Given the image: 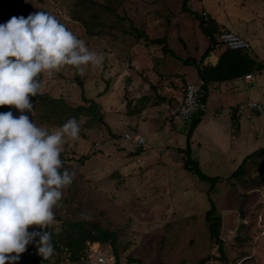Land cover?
Here are the masks:
<instances>
[{"label":"rangeland","instance_id":"rangeland-1","mask_svg":"<svg viewBox=\"0 0 264 264\" xmlns=\"http://www.w3.org/2000/svg\"><path fill=\"white\" fill-rule=\"evenodd\" d=\"M79 1L0 0V24L13 16L26 18L43 11L83 40L89 51L103 56L99 66H81L83 72L64 65L51 76L42 73L40 92L63 96L73 106L85 104V92L87 98L100 103L108 124L106 127L96 120L88 129L82 117L77 121L79 138L65 137L61 170L74 173L75 178L61 190L62 199L53 213L63 215L64 205L65 210H83L85 216L110 225L118 233L123 264L128 257H138L145 264H199L209 255L206 264H264V159L257 160L258 167L252 168L249 175L231 178L249 153L264 146V114L250 116L246 112L234 119L231 106L220 101L216 110L208 105L203 121L189 136L188 122L170 119L169 108L177 101L172 103L168 98V107L151 106L160 100L156 93L168 92L167 86L185 85V79L176 81L179 74L187 80L197 79V67L185 63L176 53L183 58H201L210 40L199 30V19L183 10L185 0H126L117 7L123 20L102 13L101 20L107 24L96 28L102 33L91 35L75 17L81 8ZM200 3L206 9L223 7L230 20L241 19L246 28L254 25L250 36L257 41L249 50L259 62L264 61V0H188L187 5L202 10ZM249 17L253 19L245 22ZM138 32L144 36L138 38ZM162 37L173 51L166 52L165 44L151 43ZM224 49L218 44L204 63L215 62ZM240 80L237 86L241 91L237 92L243 101H264V69H254L252 80ZM152 84L157 85L158 92ZM144 95L149 101L145 103L147 110L141 112L140 97ZM8 111L14 117L21 114L14 106H0V113ZM24 114L49 132L61 126L39 117L34 104L32 112L25 110ZM212 118L219 121L218 128L208 125ZM130 131L142 133L147 143L126 141L125 134ZM85 154L91 157L78 160ZM193 161L217 180L201 179L185 167L186 162L192 165ZM213 203L222 216L220 237L227 259L220 258L205 223V212ZM49 226L62 229L54 219ZM91 246L102 249L110 245L89 241L85 254ZM59 264L76 263L61 259Z\"/></svg>","mask_w":264,"mask_h":264},{"label":"clouds","instance_id":"clouds-1","mask_svg":"<svg viewBox=\"0 0 264 264\" xmlns=\"http://www.w3.org/2000/svg\"><path fill=\"white\" fill-rule=\"evenodd\" d=\"M103 56L89 51L85 42L57 18L38 11L13 16L0 24V106H14L21 114L0 113V264H16L36 237L43 259L54 253L51 233L53 208L62 199L75 174L62 169L60 153L65 137L78 139L80 125L70 118L54 132L38 127L24 112H32L41 73L49 76L64 65L99 66ZM15 253L16 255H9Z\"/></svg>","mask_w":264,"mask_h":264},{"label":"trees","instance_id":"trees-1","mask_svg":"<svg viewBox=\"0 0 264 264\" xmlns=\"http://www.w3.org/2000/svg\"><path fill=\"white\" fill-rule=\"evenodd\" d=\"M124 1L126 0H106L102 3L98 0H80L79 6L81 8L80 10H76L77 14L75 17L84 23L87 31L91 35H97L103 31L101 29L96 30V28L103 27L107 24L104 19L101 20L102 13H112L118 18V21L123 20V17H120L119 14H117V7H119ZM187 3L188 0H185L183 10L189 11L194 17L199 19L200 29L210 40V45L203 52L199 60L194 57H189L184 60V62L187 64H194L197 67L199 78L203 80V87L205 89H207L209 83L211 82L235 79L246 73H250L255 69L256 65L258 69H262L264 67V63L258 64L255 58H252L249 55L247 50H233L226 47L219 55L216 63L204 64V58L211 53L212 49L216 48L218 44L222 45L218 38V33L222 30L220 29L219 22L215 18L209 16L205 19L203 13L189 8ZM96 9H98V12H96ZM142 36H144V34L139 32L137 33L138 38H141ZM151 43L165 44L164 48L166 52L173 51L171 48H167L168 44L166 37L152 39ZM41 78L42 73L38 77L40 82ZM78 82L83 87V81L79 79ZM185 86L186 84L183 87ZM84 93L85 92H83L85 104H79L77 106L71 105L63 96H53L47 92H40V90L35 97H30V102L36 107L39 117L43 120H49L61 126L70 118H75L79 121L82 117H84L86 119L84 127H88V129H92L94 126L93 123H95L96 120L108 127L107 122L104 120L100 103L93 98H87ZM166 99L168 100V98L163 96V98H160V101H155L154 105L162 104L166 101ZM140 101L142 102L143 107L145 103L149 101V96L144 95L140 97ZM170 101L172 103L176 102L175 98L172 97L170 98ZM203 115L204 114L196 115L193 120L189 122V136H191L196 126L200 123ZM189 148L190 147L188 146V151ZM60 157H63L62 152L60 153ZM89 157H91L90 154H85L78 158V160H87ZM260 159H264V146L248 154L241 166H239L237 170L232 173L231 178L238 179L241 175H249L252 168L258 167L257 160ZM245 163L248 164L245 165ZM185 167L194 170L201 179H209L213 182L217 180L216 177L205 174L199 163L196 161H193L192 165H189L188 162H186ZM62 171L63 170H61V172ZM63 206L64 205H62V208L64 209L62 210L63 215L54 214V220L58 221V223L62 226L60 231H57L53 228V226H48L46 229H32L30 227L28 229L30 232L47 231L52 234L51 242L54 247L53 255L47 260L38 255L36 242L39 240V237H36L32 243L26 246V251L20 254V259L16 262V264H33L35 262L38 264H59L61 259H69L71 262L81 264V256L87 252L89 241L100 242L103 244L109 243L116 256L115 264H123L117 246L118 233L114 228L110 225L105 226L102 220L96 219L97 217L85 216L83 210L73 212L65 210V207ZM204 218L211 240L214 245H217L218 252L221 253L220 258L227 259L224 242L220 237L222 216L219 214L214 203L213 207L205 212ZM9 255L16 254L11 253ZM52 257L55 258L54 261L51 260ZM210 258L211 255L203 257L199 264H206ZM135 261L145 264L138 257H128L126 264H131ZM154 264L163 263L156 262Z\"/></svg>","mask_w":264,"mask_h":264},{"label":"built area","instance_id":"built-area-1","mask_svg":"<svg viewBox=\"0 0 264 264\" xmlns=\"http://www.w3.org/2000/svg\"><path fill=\"white\" fill-rule=\"evenodd\" d=\"M203 15L205 19L208 18L206 12L203 13ZM218 38L222 45L233 50H249L252 47L248 39L231 30H222ZM246 78H252V74L246 75ZM206 97L207 91L203 87L202 81L186 84L182 94L175 96L177 104L170 108V119L189 123L196 115L207 113L208 103ZM246 112L264 114V101L259 99H248L239 102L232 110V113L236 117H240ZM131 139L136 140L142 145H145L147 142L146 137L140 132H126L125 140L129 141ZM110 248L109 246L108 248L98 249L91 246L90 252L81 256V261L85 264H115L116 256Z\"/></svg>","mask_w":264,"mask_h":264},{"label":"crops","instance_id":"crops-1","mask_svg":"<svg viewBox=\"0 0 264 264\" xmlns=\"http://www.w3.org/2000/svg\"><path fill=\"white\" fill-rule=\"evenodd\" d=\"M244 4V3H243ZM221 5V4H220ZM200 8L202 9V10H200V9H193V10H196V11H199L200 13H208V17L209 16H211V17H213V18H215L218 22H219V24H220V29L221 30H232V31H234V32H236V33H238V34H240V35H242V36H244L245 38H247L250 42H251V44H252V48H253V45L255 44V42L257 41V39L256 38H251V34L253 33V28H254V25L252 26H250L249 28H246L245 26H242V20L241 19H238V18H236V17H232V21L230 20V16L226 13V11H224L223 10V7H216V8H214V9H210V8H208V9H206L205 8V6L203 5V3H200ZM253 19V17H249V18H245V22H250L251 20ZM200 23V22H199ZM199 28H200V26H199ZM200 31H201V29H199ZM201 33H202V31H201ZM203 34V33H202ZM219 34V33H218ZM204 35V34H203ZM210 44H208V46H209ZM251 48V49H252ZM172 50H173V48H171ZM206 50V49H205ZM248 52H249V55L252 57V58H254L252 55H251V52H250V50H247ZM203 54V53H202ZM221 54V53H220ZM219 54V55H220ZM176 56L177 57H181V59L182 60H186L187 58H189V57H186V58H183L182 56H180L179 54H177L176 53ZM191 57H194V58H196L197 60H199L197 57H195V56H191ZM218 58H219V56H218ZM218 58L216 59V61L215 62H209V63H204V64H213V63H216L217 62V60H218ZM256 60V62L258 63V64H260V63H264V61L263 62H259L257 59H255ZM255 69H258V67H257V65L255 66ZM264 69V67L262 68V69H259L260 71L261 70H263ZM159 71V70H158ZM160 72V71H159ZM162 72V71H161ZM248 74H252V78H250V79H247L246 78V75H248ZM244 78L245 80H247V81H249V80H252L253 79V71H251L250 73H246V74H244L243 76H241V77H239V78H235V79H230V80H226V81H214V82H211V83H209V85H208V87H207V89H206V91H207V97H206V100H207V103H208V105L209 106H213V109H217V107L216 106H218L219 105V102L220 101H226L227 102V104L229 105V106H231V108H230V111H231V113H232V110L234 109V107L239 103V102H241V100H242V95H241V93H238L237 92V89L238 90H240L241 89V87H238L237 85H238V83H239V81L241 82V78ZM183 79H185V84H188V83H190V82H200V81H202L203 82V80L202 79H200L199 78V75H198V69H197V79H195V80H187L186 78H185V76H183L182 74H179L178 75V77L176 78V81H178V80H183ZM171 81V80H170ZM172 82V81H171ZM251 86H253V85H255L254 83H252V82H250L249 83ZM184 86V85H183ZM241 86H242V88H244V84L243 83H241ZM168 88H167V93L166 94H163V95H158L156 92H158L157 90H159L158 89V87H157V85L156 84H152V89L153 90H155V93H156V95L159 97V99L160 98H163V96L164 97H166V98H175V96H178V95H180V94H182V92H183V89H184V87H181V85H175V84H171V85H169V86H167ZM241 91V90H240ZM160 94V93H159ZM237 96H238V100H237V102L236 103H233L232 101L234 100V99H236L237 98ZM156 101H158V100H156ZM160 101V100H159ZM166 101H167V103H166ZM166 101L164 102V103H162L163 104V106H165V107H168V100L166 99ZM176 101V100H175ZM243 101V100H242ZM146 105L147 104H145L143 107H142V110H141V112H145L146 110H147V108H146ZM151 106H158V104L156 105H151ZM233 108V109H232ZM169 110H170V108H169ZM140 113V112H139ZM246 114V113H245ZM232 115H233V117H235L234 119H236V116H234V114L232 113ZM244 115V114H243ZM252 115H261V114H253V113H251V115L250 116H252ZM155 116V115H154ZM204 116V115H203ZM242 116H240V117H237V118H241ZM213 119V118H212ZM177 121V120H176ZM203 121V117H202V119H201V121H200V123ZM218 120H215V119H213V121H211V122H209V124L208 125H210L212 128H214L215 127V125H217V128H218V126H219V124H218ZM199 123V124H200ZM198 124V125H199ZM197 125V126H198ZM197 126H196V128H197ZM262 127H263V125H262ZM195 128V129H196ZM194 129V130H195ZM142 134V133H141ZM147 143V142H146ZM257 150V149H256ZM255 151V150H254ZM252 153V152H251ZM250 154V153H249Z\"/></svg>","mask_w":264,"mask_h":264}]
</instances>
